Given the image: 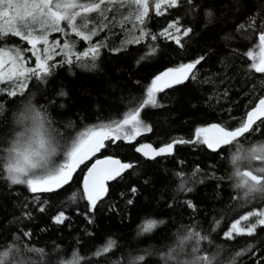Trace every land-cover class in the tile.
<instances>
[{"label": "trees", "instance_id": "1", "mask_svg": "<svg viewBox=\"0 0 264 264\" xmlns=\"http://www.w3.org/2000/svg\"><path fill=\"white\" fill-rule=\"evenodd\" d=\"M193 4L184 0L176 8L165 6L161 15L150 9L143 24L124 19L134 15L133 9L107 5L113 10L86 17L88 29L97 33L92 36L93 45L61 22L65 40L57 39L58 32L50 38L62 46L74 42L77 54L96 46L99 54L95 60H76L60 51L48 63L49 75L29 76L27 87L15 97L0 93V251L8 246L20 249L23 264H68L74 254L79 264H131L138 256L144 257L140 264H165L164 255L178 247L180 237L199 233L207 239L197 245L190 238L177 259H192L195 245L200 249L196 255L212 257V264H264V226L251 236L225 238L232 223L264 206V193L245 195L235 187L232 156L236 144L212 152L203 143H176L173 155L154 160L134 152L137 142L158 147L177 140L195 141L196 129L209 124L234 129L264 97V73L251 70L253 61L247 56L249 51L255 56L259 49L264 0H193ZM177 20L181 33L175 35H182L184 28L192 29L188 37H182L183 47L160 35ZM141 31L147 35L137 43ZM12 41L6 36L0 44ZM201 56L204 59L193 69L194 79L157 93L161 106L141 110V119L150 131L142 132L135 142H104L106 146L95 159L119 158L133 167L107 182V193L92 212L83 198L85 168L65 187L49 194L32 193L6 179V149L20 129L16 119L24 109L40 112L58 133H54L58 145L54 162L60 163L69 138L74 140L88 127L122 119L144 98L156 75ZM240 142L245 148L264 142V124ZM132 188L137 191L133 193ZM73 194L76 198L70 199ZM41 206L44 212L39 211ZM60 212L67 219L56 224L53 217ZM148 220L157 225L145 233L142 225ZM109 240L114 245L102 251ZM168 264H176V259Z\"/></svg>", "mask_w": 264, "mask_h": 264}, {"label": "snow or ice", "instance_id": "2", "mask_svg": "<svg viewBox=\"0 0 264 264\" xmlns=\"http://www.w3.org/2000/svg\"><path fill=\"white\" fill-rule=\"evenodd\" d=\"M186 2L193 4V0H186ZM183 3L184 0H0V40L7 35L18 36L31 46L32 54L36 57L35 68L25 67L26 58L21 55V50L0 48V70L5 68V64L10 65L7 70L0 71V84H3L5 79L16 81L22 92L27 87L23 80L29 75L36 78L49 75L48 61L52 58L50 53L59 45L49 47L48 34L49 32H63L61 22H66L75 36L90 41L91 37L97 33L95 30L88 29L86 17L93 12L103 15L105 10L112 11L113 8H106L107 5H121L133 9L134 15L126 16L124 19L134 18L135 22L143 24L150 7L154 6L156 14L161 15L162 6L166 5L171 9L181 6ZM208 15L210 16L211 13ZM78 18L82 19V23H77ZM104 19L107 20L108 17L104 16ZM251 26L250 23L249 27ZM244 27V25H240V28ZM191 31V28H184L182 35H175L174 33H181L179 20H177L169 23L160 35L166 39H173L178 46L183 47L182 37H188ZM145 35L147 33L141 31L136 42L138 43ZM152 38L156 39L157 37L153 36ZM258 39L259 56H254L252 51H249L247 56L253 61L250 69L257 73H264V28H262ZM41 44L44 45L43 50L37 47ZM74 46V42L63 45L66 56H74L76 60L84 58L95 60L99 54V48L96 46H90L87 52L77 54L73 51ZM203 59L204 57L201 56L193 62L180 64L176 68H170L156 75L147 87L144 98L140 99L136 107L128 111L122 119L114 120L109 124L88 127L80 132L66 147L63 153V162L59 164L50 159L56 154L58 147L54 143L55 130L51 128L50 124H46V119L40 112L32 108L24 109L18 119L20 130L16 132L14 140L6 149L7 157L3 164V171L7 174L6 179L11 184H25L32 193H50L68 184L76 169L86 159L106 146L104 143L106 140L111 139L115 142V140L124 139L131 142L142 132L150 131V127L141 119V110L148 106H161L157 101V93L163 91L165 87H171L173 83H183L189 78L194 79L193 69ZM67 62L71 63V60ZM2 92L4 89L0 88V93ZM7 95L15 97L17 91L9 90ZM61 95L64 93L62 92ZM2 109L3 105L0 104V110ZM262 117H264V98H259V102L247 111L246 118H241L239 126L234 129L213 124L209 128L196 129L195 141L177 140L159 149H153L150 145H142L136 147L135 150L148 159H154L156 156L171 154L176 143H203L213 151H216L222 144H236V152L232 156V163L235 166L233 172L235 187L244 190L245 195L254 192L264 193V142L249 145L246 148L241 146L240 142V138L245 133L260 131V124H264ZM257 121H260V124H257ZM253 125L256 127L253 128ZM253 162H257L255 167H253ZM132 167V164L122 163L116 159L97 160L92 165L83 180V198L88 201L89 212L96 208L97 202L107 193L105 181L115 179L123 171ZM131 191L135 193L137 190L132 188ZM75 198V194L70 197V199ZM35 199L39 201L40 197L36 196ZM128 202L132 203L131 200ZM189 207H193V205L189 203ZM39 211L44 212L45 207L41 206ZM30 215V212L27 213L28 217ZM66 219L64 213L60 212L53 217V222L62 224ZM88 222L92 223L91 217H88ZM156 225V221H145L142 231L151 232ZM262 226H264V211L250 212L231 224L230 230L225 233V238L232 239L234 233L251 236L258 227ZM190 238L195 239L197 245L200 240L207 239L199 233H190L189 236L180 237L178 247L170 249L164 255L165 264L173 259H176V264H212V257L196 255L200 249L195 245L192 248V259L186 262L177 259L184 243ZM114 243L109 240L102 251H109ZM22 254L20 249L8 246L6 250L0 251V264H23L19 259ZM239 254L237 253V255ZM143 259V256L135 257L131 264H140ZM68 264H79V257L74 254Z\"/></svg>", "mask_w": 264, "mask_h": 264}, {"label": "rangeland", "instance_id": "3", "mask_svg": "<svg viewBox=\"0 0 264 264\" xmlns=\"http://www.w3.org/2000/svg\"><path fill=\"white\" fill-rule=\"evenodd\" d=\"M166 6V5H165ZM165 6H162V9L165 7ZM150 9H154L155 10V8H154V6H152V7H150L149 8V10ZM161 9V10H162ZM155 12H156V10H155ZM90 14V13H89ZM88 14V15H89ZM66 23V22H65ZM72 32V31H71ZM54 33H57V32H49V34H48V42H49V47H53L54 45H59L58 47H55V49H54V51L53 52H51L50 54H51V59L48 61V63H50L54 58H55V56H57V55H55L56 53H58V52H60L61 51V53H62V51H64L63 50V46H62V43L60 44V42L59 41H57L55 38L54 39H51L50 38V35H52V34H54ZM59 33V36H57V39L58 40H65V38H66V34L65 33H63V32H58ZM62 34V35H61ZM7 36H11V38H13V40L14 41H12L11 43H9V44H6V43H3V44H0V48H8V49H18V50H21V55L23 56V57H25L26 59H25V62H24V66L25 67H33V68H35V64H36V57L32 54V50H31V46L30 45H28V43L26 42V41H24V40H21L18 36H13V35H7ZM65 38H64V37ZM6 37V36H5ZM16 39V40H15ZM0 41H2V40H0ZM88 42V44L90 43V45H93V41H92V37H91V40L90 41H87ZM65 44V43H64ZM21 45H22V47H21ZM37 47L38 48H40L41 50H43V48H44V45H37ZM65 53V52H64ZM255 56H259V49H258V51H257V54L255 55ZM10 65L9 64H5V68L4 69H2V70H0V71H4V70H7L8 69V67H9ZM29 76H31V75H29ZM29 76L26 78V79H24L23 80V82L27 85V83H28V80H29ZM0 88H3L4 89V93H7V91H9V90H16L17 91V94H19V93H21V91L19 90V85H18V83L16 82V81H9V80H7V79H5V81H4V83L3 84H0ZM25 89V88H24ZM24 89H23V91H24ZM24 111V110H23ZM22 111V112H23ZM21 112V113H22ZM21 113L18 115V118L16 119V122H17V124H18V128H20V124L18 123V119H19V117H20V115H21ZM20 130V129H19ZM137 137V136H136ZM73 141V139L71 138H69L68 139V141H67V143H66V147L67 146H69L70 144H71V142ZM136 141V138L134 139V140H132L131 142H135ZM129 142V141H128ZM50 159H52L53 161L55 160V156H52ZM63 162V161H62ZM59 163V162H58ZM57 163V164H58ZM60 163H61V161H60ZM257 165V162H253V167H255ZM22 185H24V186H26L25 184H22ZM27 187V186H26ZM257 193H262V192H257ZM263 194V193H262ZM259 211H264V206L260 209V210H258V211H255V212H259ZM249 214V213H248ZM248 214H246V215H248ZM239 220V219H238ZM242 223H247V222H242ZM230 230V229H229ZM228 230V231H229ZM236 234L234 233L233 234V236H235Z\"/></svg>", "mask_w": 264, "mask_h": 264}, {"label": "water", "instance_id": "4", "mask_svg": "<svg viewBox=\"0 0 264 264\" xmlns=\"http://www.w3.org/2000/svg\"><path fill=\"white\" fill-rule=\"evenodd\" d=\"M179 84H180V83H179ZM175 85H177V84H176V83H173V84H172V86H175ZM172 86H171V87H172ZM167 88H170V87H165L164 89H167ZM262 98H264V97H262ZM258 102H259V100H258L256 103H258ZM250 110H251V109H250ZM245 118H246V116H245ZM262 119H264V117H262ZM258 122H260V121H257V123H258ZM211 125H213V124H209V125H207L205 128H209ZM217 125H218V124H217ZM253 126H254V125H253ZM247 134H248V133H245L244 136L247 135ZM244 136H243V137H244ZM241 138H242V137H241ZM142 145H150L153 149H159L160 147L165 146V145H167V144H164V145H161V146H158V147H154L152 144H150V143H148V142H137V143L135 144V146H134V152H135V154H136L137 156L141 157V158H146V157L143 156L141 153H139V152H137V151L135 150L136 147H139V146H142ZM204 145H205V144H204ZM223 146H225V145L222 144L221 146H219V147L217 148L216 151H219ZM205 148H206L207 150H209V151L216 152V151H213L212 149H209V148L207 147V145H205ZM174 150H175V148L173 147L171 154H166V155L156 156L154 159H156V158H160V157L171 156V155H173ZM97 153H98V152H96V153H95L94 155H92L90 158L86 159V160L84 161V163L81 164V165L79 166V168H77L76 171L73 173V178H74L75 175H76L81 169L85 168V170H84V172H83V175H82V182H81L82 187H83V180H84V177L87 175L88 170L92 167L93 164L96 163L97 160L116 159V160L121 161L119 158H114V157H105V158L95 159V156H96ZM146 159H148V158H146ZM154 159H149V160H154ZM121 162H122V161H121ZM122 163H125V162H122ZM127 170H128V169H127ZM127 170H126V171H127ZM126 171H123V172L121 173V175H123ZM121 175H120V176H121ZM73 178H72V180H73ZM72 180H71V181H72ZM110 180H112V179H108V180L105 181V185H106V187H107V182L110 181ZM71 181H70V182H71ZM70 182H69V183H70ZM69 183H68V184H69ZM66 185H67V184H66ZM66 185L62 186L61 188L65 187ZM61 188H59V189H61ZM59 189H57V190H59ZM57 190H55V191H57ZM55 191H53V192H55ZM53 192H50V193H53ZM36 194L41 195V194H49V193H36ZM104 196H105V194L103 195V197H104Z\"/></svg>", "mask_w": 264, "mask_h": 264}, {"label": "bare ground", "instance_id": "5", "mask_svg": "<svg viewBox=\"0 0 264 264\" xmlns=\"http://www.w3.org/2000/svg\"><path fill=\"white\" fill-rule=\"evenodd\" d=\"M102 26V25H101ZM98 28V27H97ZM106 30V29H105ZM100 32V31H99ZM122 46H124L123 44H122Z\"/></svg>", "mask_w": 264, "mask_h": 264}]
</instances>
